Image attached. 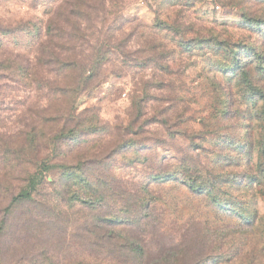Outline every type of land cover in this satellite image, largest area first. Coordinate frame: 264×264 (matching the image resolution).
Segmentation results:
<instances>
[{
  "label": "rangeland",
  "instance_id": "1",
  "mask_svg": "<svg viewBox=\"0 0 264 264\" xmlns=\"http://www.w3.org/2000/svg\"><path fill=\"white\" fill-rule=\"evenodd\" d=\"M0 264H264V0H0Z\"/></svg>",
  "mask_w": 264,
  "mask_h": 264
},
{
  "label": "trees",
  "instance_id": "2",
  "mask_svg": "<svg viewBox=\"0 0 264 264\" xmlns=\"http://www.w3.org/2000/svg\"><path fill=\"white\" fill-rule=\"evenodd\" d=\"M225 47H227L228 53L231 56V65L232 66H230V68H224V70L230 71L232 74H235V72L237 70L243 69L241 72V74L243 76L242 79L245 81L246 80L249 81L246 70L244 69V67L248 63L243 60L244 59L243 54L240 53L237 49L235 50L231 45L226 44ZM42 179H43L42 173L31 175L29 180H28L26 188L24 190H21L20 192H18L15 196H13L9 204L10 205L13 203L14 204L15 203L16 204H22L26 201L31 200L33 193L36 191V187L42 182ZM186 185L191 191L198 192V193H201L200 191H202V189H205V183L204 182L198 183L193 178H188ZM9 206L6 207L5 210H3L4 215L5 214L7 215V211L9 210ZM2 223H3V221H2Z\"/></svg>",
  "mask_w": 264,
  "mask_h": 264
}]
</instances>
